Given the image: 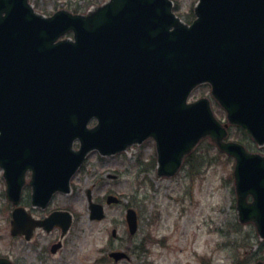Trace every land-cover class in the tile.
I'll list each match as a JSON object with an SVG mask.
<instances>
[{
    "label": "water",
    "instance_id": "water-1",
    "mask_svg": "<svg viewBox=\"0 0 264 264\" xmlns=\"http://www.w3.org/2000/svg\"><path fill=\"white\" fill-rule=\"evenodd\" d=\"M194 15L186 25L169 0H108L86 15L45 17L28 0H0V168L8 199L19 195L26 171L34 196L47 200L69 191L90 151L113 155L148 138L158 176L170 177L210 137L235 159L239 221L254 222L264 239V156L224 141L230 124L264 145V0H198ZM68 33L72 41L59 40ZM201 84L228 124L214 117L208 99L187 103ZM87 195L89 219L102 220V206ZM60 214L66 230L68 215L50 219ZM125 219L135 235V211L127 209Z\"/></svg>",
    "mask_w": 264,
    "mask_h": 264
},
{
    "label": "rangeland",
    "instance_id": "rangeland-1",
    "mask_svg": "<svg viewBox=\"0 0 264 264\" xmlns=\"http://www.w3.org/2000/svg\"><path fill=\"white\" fill-rule=\"evenodd\" d=\"M31 0L44 16L64 10L88 12L107 0ZM184 20H193L197 0H171ZM89 4V6H88ZM88 6V7H87ZM87 7V9H86ZM210 98V89H197L189 101ZM215 117L225 122V113L212 101ZM230 140L249 142L233 128ZM234 134V133H233ZM205 142L195 149L185 167L172 177H158L155 145L147 141L127 153L111 157L91 154L72 180L66 201L79 216L75 225L77 248L70 257H81L83 264H113L107 257L112 250L136 255L132 264H253L261 257L264 263V240L252 224L241 225L237 219L234 191V160ZM250 145V151L264 153V148ZM194 160L192 161V159ZM5 188L0 172V254L6 252L9 224H6ZM104 206L102 221H89L86 191ZM120 199L117 206H106L105 197ZM127 207L138 215V232L130 240L125 223ZM116 229L117 240L111 231ZM144 242V253L138 247ZM141 254L143 256L141 257ZM140 255V256H137ZM120 264H130L122 262Z\"/></svg>",
    "mask_w": 264,
    "mask_h": 264
},
{
    "label": "flooded vegetation",
    "instance_id": "flooded-vegetation-1",
    "mask_svg": "<svg viewBox=\"0 0 264 264\" xmlns=\"http://www.w3.org/2000/svg\"><path fill=\"white\" fill-rule=\"evenodd\" d=\"M249 144H246L248 149L251 148ZM3 191L6 199V188ZM70 194L71 187L69 194L55 193L49 200L43 195L34 196L32 175L26 171L19 195H15L13 202L6 199L5 214L6 224H9V238L6 252L0 254V264H83L81 257H70L77 248L75 240L78 239V235L75 225L79 217L74 211V205L62 200ZM247 201L250 202L251 198L248 197ZM57 212H64L70 217L71 224L67 231H64L62 216L59 218L56 215L52 221L49 220L50 216ZM12 219L13 235L10 233ZM140 247L143 248L144 245L141 244ZM114 251L116 250L109 251L107 256L109 259L110 253ZM131 255L122 259L120 263L132 264Z\"/></svg>",
    "mask_w": 264,
    "mask_h": 264
},
{
    "label": "trees",
    "instance_id": "trees-1",
    "mask_svg": "<svg viewBox=\"0 0 264 264\" xmlns=\"http://www.w3.org/2000/svg\"><path fill=\"white\" fill-rule=\"evenodd\" d=\"M92 2L94 3L93 0H92ZM35 7H38V6H35ZM40 12H42L43 14H47V12H46L45 9L42 10V11H40ZM73 13L76 14V13H79V11H77V10L74 9ZM176 13H177V11H176ZM177 14H178V13H177ZM178 16H179V14H178ZM185 22L189 23L190 20H186ZM202 88H207V86H201L200 89H202ZM229 135H230V136H232V135H236V132H234V134H233L232 132H230ZM204 142H205V141H204ZM206 143H207V145H209V146H211V147L214 148V146H213L209 141H206ZM195 153H196V152H195ZM193 156H194V154H191L190 156H188V157L185 159V164H187L188 161H189ZM193 160H194V158L192 159V161H193ZM259 259H261V257L254 258V260H259Z\"/></svg>",
    "mask_w": 264,
    "mask_h": 264
}]
</instances>
